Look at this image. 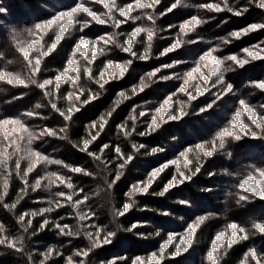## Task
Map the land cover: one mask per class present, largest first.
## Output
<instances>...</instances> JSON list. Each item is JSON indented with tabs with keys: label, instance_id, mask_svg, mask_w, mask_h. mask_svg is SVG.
I'll return each mask as SVG.
<instances>
[{
	"label": "trees",
	"instance_id": "16d2710c",
	"mask_svg": "<svg viewBox=\"0 0 264 264\" xmlns=\"http://www.w3.org/2000/svg\"><path fill=\"white\" fill-rule=\"evenodd\" d=\"M47 3L0 0V264H264L261 0Z\"/></svg>",
	"mask_w": 264,
	"mask_h": 264
},
{
	"label": "rangeland",
	"instance_id": "374dc122",
	"mask_svg": "<svg viewBox=\"0 0 264 264\" xmlns=\"http://www.w3.org/2000/svg\"><path fill=\"white\" fill-rule=\"evenodd\" d=\"M33 1L35 4H39V0H33ZM47 2L50 3L51 0H46V3ZM53 4L55 6L60 7V6H63L64 4H68V0H53ZM39 5H41V3ZM0 15L3 17L10 18V16L7 15L6 12L2 10H0ZM46 81L51 82V78H48ZM47 84H50V83H47ZM209 120L214 121V119L212 118H209ZM5 129L9 133L11 146H12L13 152L16 154V157H15L16 162L22 159L24 163L32 165L33 163L34 164L36 163V160H43V159H40V156L37 154V152L33 148V139L35 137V133L28 126L24 124L20 125V124L8 123L7 125H5ZM43 164H44V167L41 168ZM40 169H43V170L46 169L44 161L42 162ZM156 173L158 174L159 172H156ZM173 186H177V185L173 184L170 186V188ZM129 210L130 208L127 209V211ZM192 261H193V257L190 255H186L185 257L176 256L175 263H171V264H192Z\"/></svg>",
	"mask_w": 264,
	"mask_h": 264
},
{
	"label": "snow or ice",
	"instance_id": "6c2138e0",
	"mask_svg": "<svg viewBox=\"0 0 264 264\" xmlns=\"http://www.w3.org/2000/svg\"><path fill=\"white\" fill-rule=\"evenodd\" d=\"M147 6L150 7L151 5H147ZM173 7H175V5H173ZM207 7H213V6H212V5H208ZM260 7H264V0H261ZM76 10H77V9H74L73 11L75 12ZM82 10L85 11V12H88V15L92 16V17L97 21V23H101V24H102V23L105 22V21L99 19L98 17H96V15H95L94 13L88 11L87 8H83ZM216 10H220V9L217 7ZM236 14L239 15L240 13L237 12ZM65 15H71V13H67V14H65ZM121 15H126V13H125L123 10H121ZM58 19H59V18H58ZM193 19L195 20V18H193ZM195 22H196V23H199L198 20L195 21ZM69 23H71V21H69ZM120 23H121V22L118 21V22L116 23V26L119 27V24H120ZM189 23H192V22L190 21ZM49 24H51V21H49ZM36 27H37V28H40V25H36ZM66 27H67V25H65L64 27H62V28L60 29L61 33L64 32V30H65ZM257 28H264V24H260V25H258V24L250 25L248 28H246V29L243 30V33L246 34L248 31H254V30H256ZM140 31H141V29H137V30H136V33L140 32ZM136 33L133 34V38L135 37V34H136ZM241 34H242V33H240V32L232 33V35L235 36V37H237V38H238ZM59 39H60V37L58 36V37H57V40H59ZM100 39H101V40H104L103 37H101ZM110 39H111V38H109V40H104V42H105V43H108V42L110 41ZM149 39H151V32L149 33ZM82 43H86V41H82ZM177 46H178V45H174V46H173V49H174L175 47H177ZM53 47H54V45H53ZM80 48H81V46H80V45H77V49L80 50ZM173 49H168V50H166V51H171V50H173ZM130 50H131V49H130V42H129V48H126L125 51H130ZM245 51H247V50H245ZM209 55H210V53H209ZM249 55H255V54L249 52ZM228 59L234 61L235 63H237V64H238L239 66H241V67H243V65H244L245 63L248 62L247 60H238L235 56L228 57ZM128 63H131V61H129ZM219 63H221V62L218 60V61H217V64H219ZM37 64H39V61H37ZM109 67H111V65H109ZM125 70H126V67H122L121 75H123V71H125ZM149 75H154V73H150ZM106 82H107V81H105V83H106ZM19 83L23 84L24 81H23V80H20ZM33 83H35V81H33ZM47 83H50V81H45V84H47ZM45 84H40L39 87L43 88V87L45 86ZM101 86H103V85H101ZM258 86L261 87V88H264V82H261L260 84H258ZM228 88H229V90H230V89H231V85H228ZM93 99H95V97H93ZM241 104L243 105V104H244V101H241ZM37 107H39V105H37ZM53 107H55V105H53ZM245 107H246V106H245ZM77 110H78V109H77ZM248 111H249L250 113H252V110H251L250 108L248 109ZM161 114H163V113H161ZM252 114L254 115V113H252ZM29 115H31V113H29ZM62 115H63V114H62ZM65 118H66V119H69L70 117H67V116H66ZM177 118H178V117H172V116L169 117V119H177ZM153 124H154L155 126H157V127L159 126V125H156V121H155V119L153 120ZM224 134H225V133H222L221 135H224ZM41 135H54V133L51 132V131H49V130H46L45 132H42ZM93 139H95V137H93ZM87 146H88V144H87V142H85L84 148L86 149ZM105 147H107V146H105ZM141 147H142V146H141ZM117 151H119V150H117ZM153 151H157V149H153ZM206 154H207V155H211V153H206ZM40 159H46V158H45V157H40ZM129 159H131V157H129ZM73 171L81 172L82 169H80V168H74ZM117 179H118V177H117ZM69 187H71V185H69ZM137 190L140 191V192H146V191H147V186H145L144 188H138ZM167 190H168V189L165 188L164 192H166ZM164 192H161V193H159V194H160L161 196H163V195H164ZM61 195H63V194L61 193ZM68 199H71V197L69 196ZM241 199H243V197H241ZM130 207H131L130 204L125 205V211H127V209L130 208ZM121 214H123V213H121ZM200 219H203V218H200ZM231 227H232L233 229H236L238 226L235 225V224H233V225H231ZM255 227H256L259 231L264 232V225H259V224H257V225H255ZM239 230H240V231H243L242 228H240ZM107 242H108V241H105V243H107ZM0 243H4V241H0Z\"/></svg>",
	"mask_w": 264,
	"mask_h": 264
}]
</instances>
